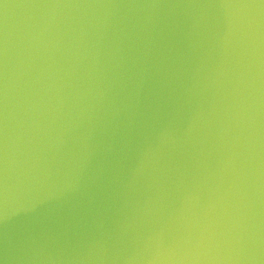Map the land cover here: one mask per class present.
Segmentation results:
<instances>
[{
    "label": "water",
    "instance_id": "obj_1",
    "mask_svg": "<svg viewBox=\"0 0 264 264\" xmlns=\"http://www.w3.org/2000/svg\"><path fill=\"white\" fill-rule=\"evenodd\" d=\"M0 264H264V3L0 0Z\"/></svg>",
    "mask_w": 264,
    "mask_h": 264
},
{
    "label": "snow or ice",
    "instance_id": "obj_2",
    "mask_svg": "<svg viewBox=\"0 0 264 264\" xmlns=\"http://www.w3.org/2000/svg\"><path fill=\"white\" fill-rule=\"evenodd\" d=\"M261 3H264V0H261Z\"/></svg>",
    "mask_w": 264,
    "mask_h": 264
}]
</instances>
